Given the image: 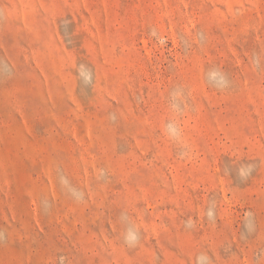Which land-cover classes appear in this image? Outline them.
<instances>
[{
    "label": "rangeland",
    "instance_id": "obj_1",
    "mask_svg": "<svg viewBox=\"0 0 264 264\" xmlns=\"http://www.w3.org/2000/svg\"><path fill=\"white\" fill-rule=\"evenodd\" d=\"M0 264H264V0H0Z\"/></svg>",
    "mask_w": 264,
    "mask_h": 264
}]
</instances>
